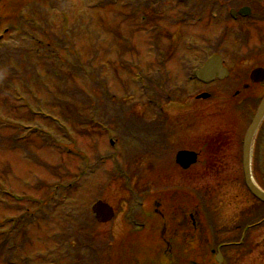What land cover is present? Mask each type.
<instances>
[{"label":"rangeland","instance_id":"1","mask_svg":"<svg viewBox=\"0 0 264 264\" xmlns=\"http://www.w3.org/2000/svg\"><path fill=\"white\" fill-rule=\"evenodd\" d=\"M48 1L54 0H0V66L12 71L0 77V264H110L108 258L128 243L129 255L139 262L161 233L151 214L158 195L167 209V200L183 202L178 197L186 194L194 220L209 224L212 245L235 239L236 227L256 223L261 208L243 187L235 148L213 156L207 168L200 155L199 164L181 174L170 162L177 144L168 138L176 133L168 123L156 132L162 143L165 138V150L142 154L160 120L141 100L136 74L152 79L161 93L158 86L174 90L179 103L161 108L170 122L186 115L191 103L180 104L186 94L178 88L188 89L185 68L175 62L159 66L160 60L146 56L151 46L164 44L152 25L140 35L138 0L103 8L105 0H66L60 9L55 4L46 11ZM40 20L47 32L33 35ZM130 47L138 54L124 50L121 59L120 52ZM98 120L102 127L92 128ZM207 120L180 125L189 150L198 152L216 135L218 122ZM27 127L37 130L24 131ZM221 159L232 161L216 166ZM252 176L264 189V165L253 166ZM64 181L78 188L63 193ZM97 200L114 208V219L105 225L93 224L90 207ZM9 227L15 229L11 241ZM137 228L142 231L129 234ZM222 255L224 264H264V225L253 230L248 244ZM124 262L129 264L128 255Z\"/></svg>","mask_w":264,"mask_h":264},{"label":"flooded vegetation","instance_id":"2","mask_svg":"<svg viewBox=\"0 0 264 264\" xmlns=\"http://www.w3.org/2000/svg\"><path fill=\"white\" fill-rule=\"evenodd\" d=\"M149 2L148 7L144 6L143 0L140 5L143 20L147 16L148 21L153 22L155 27L163 28L164 38L166 36L171 38L169 32L179 30V37L185 40L184 47L176 46L175 39V42L173 41L169 46L154 48V54L162 52L166 60L173 61L178 66L183 63L186 69L182 80L188 87L184 92L186 101L191 103V110H187L186 115L172 122V128L178 131L175 134L170 133L168 138L178 143L179 147L189 150L182 141L183 128H180V125L187 128L197 121L207 122V119L215 118L218 122L217 133L207 140L214 145L216 154L225 152L229 147L235 148L237 152L235 164H241L245 133L264 99V0H151ZM177 39L180 42V39ZM180 55H183V58ZM214 57L217 65H220L224 71L220 74L210 73L207 78L202 76L203 80H198L196 73ZM157 65L160 66L159 63ZM204 94L208 97L204 100L199 99ZM178 132L180 135L177 137ZM201 147L203 149L205 146ZM160 149L157 145L154 150L160 151ZM203 151L200 148L195 152L203 157ZM251 151V165H264V117L254 133ZM171 156L172 152L169 158L173 165L174 159ZM231 161L232 159L230 161L221 159L215 165L223 167L231 164ZM203 162L212 166L215 160L203 158ZM155 216L158 217L165 231L168 222L172 226L177 225L176 221H172L171 214L157 211ZM188 216L192 218L189 212L185 214V218ZM180 220L182 216L178 217V222ZM184 222L182 220L180 226ZM176 236L177 232L173 230L169 237L162 238L163 249L167 248ZM171 244L174 246V243ZM186 253L185 258H188ZM167 255L165 253L164 257L166 256L169 262L177 261L175 256Z\"/></svg>","mask_w":264,"mask_h":264},{"label":"water","instance_id":"3","mask_svg":"<svg viewBox=\"0 0 264 264\" xmlns=\"http://www.w3.org/2000/svg\"><path fill=\"white\" fill-rule=\"evenodd\" d=\"M210 66L207 67L206 70L211 69ZM264 115V100L261 104V107L259 109V112L250 127V129L247 132L245 141H244V146H243V155H242V171H243V177H244V183L247 188V190L253 195L258 201L262 202L264 204V193L259 190L254 182L252 181L251 174H250V145H251V140L252 136L260 123L262 117ZM196 158L197 156L194 153L190 152H179L176 155V163L177 165L180 166L183 170L188 169L191 165L196 163ZM157 207V205H155ZM92 213L95 215V219L99 223H107L111 221L113 218V211L112 209L101 202H97L93 207H92ZM216 262L218 264H221V258L218 256L216 258Z\"/></svg>","mask_w":264,"mask_h":264}]
</instances>
